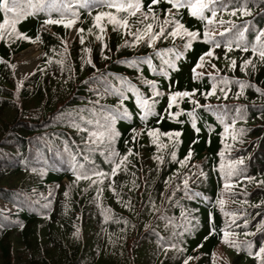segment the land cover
Here are the masks:
<instances>
[{
	"label": "trees",
	"instance_id": "obj_1",
	"mask_svg": "<svg viewBox=\"0 0 264 264\" xmlns=\"http://www.w3.org/2000/svg\"><path fill=\"white\" fill-rule=\"evenodd\" d=\"M115 2L17 0L34 14L0 29V264H264V0H217L208 19L188 0ZM148 24L163 35L137 42Z\"/></svg>",
	"mask_w": 264,
	"mask_h": 264
},
{
	"label": "snow or ice",
	"instance_id": "obj_2",
	"mask_svg": "<svg viewBox=\"0 0 264 264\" xmlns=\"http://www.w3.org/2000/svg\"><path fill=\"white\" fill-rule=\"evenodd\" d=\"M22 3H26L28 5L29 9H35V10H42L43 7V0H36L35 3H33V0H21ZM108 7H116L118 10H120L121 8L124 7L123 4H119L116 3L115 0H106ZM168 2L172 5L173 8L179 9L180 7L184 6L183 4V0H168ZM85 3H87V0H85ZM159 3V0H152V4H156ZM217 3V0H195V2H192V0H188L187 2V7L191 9V15L192 16H200L202 19H208L207 17H205L204 12L205 10H212V16L215 17L216 16V11L214 10V5ZM140 8V3L139 0H136L135 3H128L127 4V10L129 11L130 15H135L136 11L134 10H139ZM0 11H3L5 14H11V18L10 16L6 15L5 20H4V24L0 25V29H3L6 25L11 24V26L13 27V29H15V24L17 23L18 20H20L21 18H23L24 15L28 14H34L32 11L29 12H24L22 10H20L19 5L17 3V0H0ZM149 11H151V7L149 8ZM233 15H235V12L232 13ZM244 14H248L247 11H245ZM63 16V13L61 14ZM108 15L109 17V21L118 25V26H124L127 27V21L125 20L123 22V24L121 25V21L117 20L115 16H112L111 14H107V13H99L96 15L95 19L99 24V21L101 20L102 16ZM145 19H147V17H145ZM209 23H212V20H208ZM45 23L48 24H57V23H64V21L62 19L59 20H54V19H48L47 21H45ZM165 23H175L176 25V30L173 32H170L169 35H178L180 33V30H183V25L180 24L178 21H171V20H166ZM219 23L223 24L225 23V21L220 20ZM74 24L73 20H68L67 23L64 24L65 27H72ZM152 25L148 24L146 26V31L142 32V33H133V35L135 36V39L137 42H139L140 39H142L144 36H149L151 41H154L158 36L163 35L164 33V29L163 27L160 28L159 33H152ZM80 31H83V29H81ZM101 31H103V28H101ZM186 35L188 37H191L193 39L196 38L197 33L196 32H187L186 30H184ZM5 35V33L3 31H0V38H3ZM222 35V34H221ZM260 37H264V32L260 33V36L257 37V39L259 40ZM26 38V37H24ZM97 39H102V37L97 36ZM81 42H83L81 40ZM247 50V49H245ZM206 55H212L211 52L207 53ZM259 55L261 56V58H264V50H261ZM201 61L203 60V57L200 58ZM246 64L250 63V61H246ZM233 65H235V61H233ZM202 66L201 64H198L197 67ZM241 88H243V85H241ZM212 94V93H209ZM179 96H189L188 92H183V93H176L174 94L171 98H170V105L169 107H171V105L173 103H175L177 97ZM146 104V102H145ZM178 115V113H177ZM197 131H199V129H197ZM150 135L155 136L156 133L155 132H150ZM95 135V134H93ZM165 135H174L176 137H179L180 133L176 132L174 134H168L166 133ZM126 159V158H125ZM123 162V161H122ZM240 163H242V161H240ZM83 167V166H81ZM120 167L119 164L116 165L115 168L112 169V175L116 174L117 169ZM93 175H96L97 177H103L106 174L105 173H100V172H94ZM91 179V176L87 175V174H83V175H78L77 179ZM93 183H97L96 180L92 181ZM221 203H223V201H221ZM227 233H225V237H227ZM225 242H228L227 240H225ZM260 253H264V248L260 249ZM191 259V258H189ZM185 264H187V261H185Z\"/></svg>",
	"mask_w": 264,
	"mask_h": 264
},
{
	"label": "rangeland",
	"instance_id": "obj_3",
	"mask_svg": "<svg viewBox=\"0 0 264 264\" xmlns=\"http://www.w3.org/2000/svg\"><path fill=\"white\" fill-rule=\"evenodd\" d=\"M75 31V26L71 29V34ZM42 53V49L38 44H32L27 46L26 48L19 51V53L14 58V73L18 82L22 80V78L31 71L34 65L38 62ZM1 206H4L2 202H0ZM6 206V205H5ZM220 254V249L218 250L217 255ZM216 255V256H217Z\"/></svg>",
	"mask_w": 264,
	"mask_h": 264
}]
</instances>
